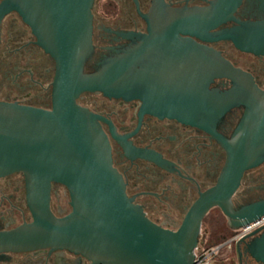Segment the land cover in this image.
<instances>
[{
  "label": "water",
  "instance_id": "water-1",
  "mask_svg": "<svg viewBox=\"0 0 264 264\" xmlns=\"http://www.w3.org/2000/svg\"><path fill=\"white\" fill-rule=\"evenodd\" d=\"M95 1L8 3L54 58L56 75L51 110L0 104V178L23 174L32 214V222L0 230V255L51 249L80 255L87 264H197L195 250L200 245L203 220L212 209L219 208L233 230H242L264 217V200L237 210L232 205L245 173L264 163V91L251 75L235 68L218 52L182 38L181 33H193L182 17L169 19L161 31H152L134 51L110 60L100 73L85 75L84 64L93 48ZM241 2L221 0L219 4L231 3L232 14ZM223 11L222 8V14L200 18V26L214 28L225 22L230 14ZM250 36V44L244 50L264 51V34L255 32ZM230 37L240 48L245 44L236 35ZM154 41L183 44L180 51L199 53V62L195 63L207 69L209 80L196 81L198 88L194 93L187 89L191 82L186 80L183 92L171 88L170 81L165 87V82L149 85L143 78L137 80L134 89L128 72ZM219 77L232 80L231 92L208 91L210 81ZM161 84L162 88L155 87ZM95 92L124 99L134 95L143 101L145 112L200 125H204V121H199L203 117L200 110L207 109V104H201L205 95L212 102L211 112L204 116L211 121L217 122L235 106H246L232 142L216 134L227 151L226 164L216 185L200 195L176 231L150 221L128 197L100 124L104 119L78 104L82 94ZM192 95L200 98V104L194 107L198 109L196 113L187 112L188 108L193 109L186 103ZM55 184L64 186L70 195L72 211L64 217H58L51 208ZM236 252L239 261L248 254L256 263L264 264V226L236 241Z\"/></svg>",
  "mask_w": 264,
  "mask_h": 264
},
{
  "label": "flooded vegetation",
  "instance_id": "flooded-vegetation-1",
  "mask_svg": "<svg viewBox=\"0 0 264 264\" xmlns=\"http://www.w3.org/2000/svg\"><path fill=\"white\" fill-rule=\"evenodd\" d=\"M9 1L0 0V104L51 110L56 62L39 44L20 13L9 7ZM220 1L96 0L92 8L93 48L85 61L84 74L100 73L110 60L134 51L152 31H161L169 19L182 17L184 23L191 25L187 31L194 33H181L182 38L218 52L235 68L251 75L264 91V51L244 50L250 44V35L264 34V0H242L232 14L231 3L220 6ZM222 8L225 15L230 14L225 22L214 28L200 26V18L222 14ZM232 34L244 40L241 48L232 41ZM183 46L150 43L143 58L128 72L131 86L135 89L141 78L148 84L165 82V87L170 81L171 88L183 92L186 80L191 82L187 89L194 93L198 88L196 81L209 80L208 72L196 64L200 54L180 51L179 47ZM195 55L197 59H191ZM172 81L178 83L174 85ZM233 88L232 80L227 77L214 78L208 85V91L213 93H228ZM133 96L124 99L101 92L84 93L78 104L104 119L100 124L111 145L113 165L125 181L128 197L150 221L176 231L200 195L216 185L226 164L227 151L216 134L232 142L246 106H235L217 122L211 121L209 116H204L211 112L212 102L205 95L201 104H207V109L200 110L203 117L199 121H204L200 125L145 112L143 101ZM199 99L194 95L187 99L186 103L193 108H188V113L198 111L194 107L200 104ZM51 197V208L58 217L72 211L70 195L64 186L53 185ZM261 200H264V163L245 173L232 205L237 210ZM30 222L32 214L23 174L0 178V230ZM87 263L84 257L67 250L41 249L0 255V264ZM239 264L258 263L244 254Z\"/></svg>",
  "mask_w": 264,
  "mask_h": 264
},
{
  "label": "rangeland",
  "instance_id": "rangeland-1",
  "mask_svg": "<svg viewBox=\"0 0 264 264\" xmlns=\"http://www.w3.org/2000/svg\"><path fill=\"white\" fill-rule=\"evenodd\" d=\"M240 232L241 230H233L229 227L228 219L220 209H213L203 222L199 247H213L228 242ZM239 262L236 242L225 246L213 259V264H239Z\"/></svg>",
  "mask_w": 264,
  "mask_h": 264
},
{
  "label": "built area",
  "instance_id": "built-area-1",
  "mask_svg": "<svg viewBox=\"0 0 264 264\" xmlns=\"http://www.w3.org/2000/svg\"><path fill=\"white\" fill-rule=\"evenodd\" d=\"M264 226V217L247 226L246 228L242 229L241 232L234 236L231 240H229L228 242L222 243V244H218L216 246L213 247H209L206 248L204 246H200L195 250V260L197 262V264H213V259L215 256H217L219 254V252L225 247L230 245L233 242L238 241L240 238H242L244 235L249 234L251 232H253L254 230L263 227Z\"/></svg>",
  "mask_w": 264,
  "mask_h": 264
},
{
  "label": "trees",
  "instance_id": "trees-1",
  "mask_svg": "<svg viewBox=\"0 0 264 264\" xmlns=\"http://www.w3.org/2000/svg\"><path fill=\"white\" fill-rule=\"evenodd\" d=\"M206 248H209V247H206Z\"/></svg>",
  "mask_w": 264,
  "mask_h": 264
}]
</instances>
